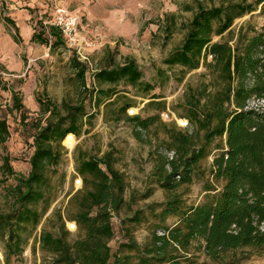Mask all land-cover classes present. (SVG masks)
I'll return each instance as SVG.
<instances>
[{
	"label": "trees",
	"instance_id": "trees-1",
	"mask_svg": "<svg viewBox=\"0 0 264 264\" xmlns=\"http://www.w3.org/2000/svg\"><path fill=\"white\" fill-rule=\"evenodd\" d=\"M209 1L210 6L201 0L184 5L185 11L195 13L184 28L181 45L164 60L168 67L181 70V82L189 72L200 68L206 71L202 75L206 80L197 87L187 86L183 102L173 107L178 117L188 120L189 128L183 131L161 122L160 113L169 110L163 101L146 104V109L157 112L153 116L128 118L138 135L159 123L169 139L152 174L155 183L166 192V201L150 204L148 213L138 210L122 221L124 227H135L153 218L150 242L140 246L130 232L128 241L116 251L110 247L115 235L114 215L127 205L126 177L117 168L119 158L114 149L102 156L78 150L74 155V177H80L84 187L70 200L76 212L68 214V220L76 223L79 238L69 242L71 232L61 215L60 234L42 230L38 242L41 250L52 256V264H210L189 255L197 243L207 258L219 264L224 255L243 248L264 253V111L250 106L252 100L264 101V30H233L236 20L246 15L259 10L264 17V0ZM6 21L14 23L8 17ZM45 28L49 37L35 33L32 40L50 43L55 49L66 46L61 32L53 26ZM216 37L229 40L214 41ZM71 62L97 112L87 109V96L77 104L63 101L58 105L38 99L41 117L30 122L34 152L29 160V174L18 177L10 189L9 211H0V242L6 264L12 257L23 260L25 247L48 210L52 174L66 154L62 143L67 135L80 138L90 133L101 107L108 111L124 101L114 114L116 121L121 120L133 100L123 95L119 86L131 87L144 96L155 88L144 80L134 60L118 64L109 54L105 66L94 73L95 86L89 90L88 65L79 57H73ZM12 94V109L23 115L20 95ZM9 136L8 122L0 118V145ZM215 143L218 153L212 163V179L205 184L204 200L189 205L178 190L194 182ZM0 171L4 176H16L8 156L3 157ZM41 204H45V209L39 210ZM171 219L175 221L168 224Z\"/></svg>",
	"mask_w": 264,
	"mask_h": 264
},
{
	"label": "rangeland",
	"instance_id": "rangeland-1",
	"mask_svg": "<svg viewBox=\"0 0 264 264\" xmlns=\"http://www.w3.org/2000/svg\"><path fill=\"white\" fill-rule=\"evenodd\" d=\"M201 1L211 5L209 0ZM214 1L218 3V0ZM185 4L194 5V0H0V118H6L10 130L8 140L0 145V166L3 157L8 156L16 172V176L9 177L0 171L1 212L10 209V189L17 184V178L27 177L30 171L29 160L34 152V132L30 122L41 117L38 99L51 100L58 105L63 101L77 104L87 96V109L97 112L88 97L89 93L78 81L77 72L72 67L73 57L79 56L89 67L86 75L89 90L95 86L94 73L105 66L104 61L109 54L114 55L118 64L134 60L142 70L144 80L155 87L149 95L144 96L136 89L119 86L123 95L133 100V105L127 108L121 120L116 121L114 114L124 101L110 107L108 111L101 107L90 133L80 138L73 134L67 135L62 143L67 150L66 154L56 173L52 174V188L47 195L48 210L25 247L23 260L12 257L10 264H52V256L41 250L38 237L44 229L60 234L59 216L70 221L68 214L76 212V206L70 200L84 187V183L82 189L80 185H75L77 177H74V155L78 150L102 156L106 151L114 149L119 158L117 168L126 177L127 205L120 214L114 215L115 235L109 242L110 247L116 251L122 243L128 241L130 232L138 245L150 242L154 231L153 218L135 227L128 224L124 227L122 221L132 217L138 210L148 213L150 204L159 205L166 201V192L155 183L152 174L158 155L165 154L169 139L159 123L138 135L128 118L137 115L143 118L153 116L157 112L153 108L146 109V104L152 100L163 101L169 108L164 113L172 114L163 117L160 113L161 122L183 131L189 128L181 127L177 121L181 117L173 111V107L183 102L187 86L197 87L206 80L202 76L206 71L200 68L189 72L181 82V70L164 64V60L181 45L186 34L184 28L195 13L185 11ZM57 7L67 8L79 16L80 46L76 47L66 40L65 47L55 49L50 47V43L41 44L39 40H32L35 33L42 36L45 33L49 37L45 26L53 19ZM7 17L14 23H8ZM240 28L264 30V17L259 10L246 15L236 20L233 26L235 33ZM224 40L229 39H214ZM12 92L20 95L23 115L12 109ZM250 106L264 111V101L252 100ZM23 116H26L25 121ZM70 135L74 137L68 139ZM217 144H213L211 154L201 163L194 182L178 190L189 205L204 200L205 184L212 179L211 169L218 153L215 150ZM43 209L45 204L39 206V210ZM174 221L171 219L168 224ZM78 238L79 232L75 231L71 232L68 240L72 243ZM199 246V243L195 244L189 255L199 262L219 264L207 258ZM0 264H6L2 242ZM222 264H264V253L250 248L239 249L224 255Z\"/></svg>",
	"mask_w": 264,
	"mask_h": 264
},
{
	"label": "built area",
	"instance_id": "built-area-1",
	"mask_svg": "<svg viewBox=\"0 0 264 264\" xmlns=\"http://www.w3.org/2000/svg\"><path fill=\"white\" fill-rule=\"evenodd\" d=\"M80 23H81L80 18L76 13L69 11L67 8L57 7L55 9L53 19L48 22L46 27L47 28H48V26L55 27L59 32H61V34L64 36L65 40H68L70 43H72V44L76 45V47H78L81 45V42H80L81 35L79 34ZM79 60H81L80 57H79ZM171 114H172V112L162 113L163 117H165L167 115L169 116ZM177 121L180 123L181 127H183V128H187L189 126V122L185 118H181ZM70 137H74V136L70 135ZM169 156L172 157V153H170ZM75 185L77 187L80 185L79 188H82L83 183H82V179L80 177H77L75 179ZM66 225H67L68 230L70 232L77 231V225L75 222L66 221Z\"/></svg>",
	"mask_w": 264,
	"mask_h": 264
}]
</instances>
